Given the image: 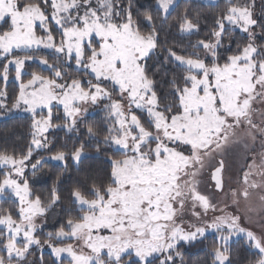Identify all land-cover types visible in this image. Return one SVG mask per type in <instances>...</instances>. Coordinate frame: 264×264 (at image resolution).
<instances>
[{
	"label": "snow or ice",
	"instance_id": "obj_1",
	"mask_svg": "<svg viewBox=\"0 0 264 264\" xmlns=\"http://www.w3.org/2000/svg\"><path fill=\"white\" fill-rule=\"evenodd\" d=\"M174 7L175 0H155V15H141L133 0H0V81L14 72L18 82L10 104L0 89V114L21 109L31 120L26 151L0 150V198H16L15 212L0 208V264H36L28 259L33 246L45 245L56 264H184L182 244L209 232L216 234L210 264H232L234 237L254 250L249 264H264V234L242 226L228 204L213 203L200 188L207 170L214 189L237 209L241 197L247 202L255 192L264 212V42H257L264 41V19L254 16L255 0H225L206 39L191 44V52L166 47L160 60V28ZM174 19L181 33H199V13L191 17L185 8ZM237 30L242 39L233 50ZM153 58L157 71L169 64L181 70L163 98L149 75ZM33 61L42 70L26 73ZM73 65L76 75L67 70ZM101 104L106 130L100 138L88 125L86 134L97 152L101 145L110 149V173L71 189L77 214L42 242L37 220L60 196L55 187L47 200L33 195L25 169L36 174L45 157L31 161L41 151L65 168L69 159L79 164L85 143L53 151L48 133L78 131L89 106ZM60 108L63 124L53 122ZM233 145L251 153V163L237 178L239 187L224 192L225 162L217 156ZM189 213L194 219H185Z\"/></svg>",
	"mask_w": 264,
	"mask_h": 264
},
{
	"label": "trees",
	"instance_id": "obj_2",
	"mask_svg": "<svg viewBox=\"0 0 264 264\" xmlns=\"http://www.w3.org/2000/svg\"><path fill=\"white\" fill-rule=\"evenodd\" d=\"M215 4L219 6L214 7L210 3H204L199 0H179L175 4L167 23L160 28L161 47L157 49L159 59L163 60V57L167 54L164 51L166 47L173 48L177 52L182 50L191 52V44L196 43L199 39H206L214 24L216 15L225 7V0H219ZM185 8L188 9V14L191 17H195L197 13L200 14L201 27L199 33L192 35L181 33L176 26L174 18L179 16ZM137 10H139L141 15L144 11H152L155 15V0H133V11L136 12ZM262 10H264V0H255L254 16L258 19H264L261 16ZM157 25L159 27V21H157ZM144 27L147 30V26L144 25ZM241 39L242 34L237 30L231 42L233 50L236 42ZM257 42L264 41L258 38ZM224 43L228 45L229 41L227 38H225ZM221 51H224V49H221ZM39 54L48 56L50 60L52 59L49 51L41 50ZM73 67L74 65L67 70L71 75H76ZM158 67L160 65L157 63L156 58L148 62L149 75L154 74L153 78L157 81L158 94L163 98L169 92L170 81L174 76L179 78L181 70L173 64L165 65L160 71H157ZM25 68L26 73H30L31 71H41L43 66L33 61L26 64ZM44 74L47 75L48 73L45 71ZM13 77L14 72H11L10 80L6 84L0 81V89H6L9 104L18 92V83ZM27 78L29 77L25 75L24 79ZM60 115L61 118L54 120V123L64 122L61 112ZM30 123V115L9 116L0 119V150L7 149L9 152L13 150L17 152L26 151L30 141ZM88 125L96 128L101 134L100 138H102L107 127L102 107L97 108L94 113L85 116L83 122L78 125V131L68 132L65 128H58L48 134L49 138L54 142L53 151L60 145L67 144L70 149L74 143L84 142L86 155L81 158L79 164L68 160L67 168H65L63 164L45 162L35 175L30 174V188L33 195H39L42 200H47L52 188L55 187L60 196V200L47 210V213L55 215L56 218L55 227L51 232H56L69 215L75 216L77 214L76 208L70 199L71 189L78 183H85V178H89L88 182L93 179L100 182L105 180L110 173V162L107 159L110 149L101 145L100 152L95 150L97 147L95 140L89 139L86 134ZM48 154H51V152H48ZM58 177L59 179H57ZM0 208H10L15 212V198L10 194L0 198ZM39 236L41 239H47L45 232L39 233ZM215 236L216 234H209L202 240L194 241L191 244H182L180 250L184 256V264H210L209 251L215 243ZM42 256L43 264H56V259L49 252L42 253ZM230 256L232 264H249L250 261L256 258L254 250L248 249L242 238L230 243ZM37 264H41V261H38Z\"/></svg>",
	"mask_w": 264,
	"mask_h": 264
},
{
	"label": "rangeland",
	"instance_id": "obj_3",
	"mask_svg": "<svg viewBox=\"0 0 264 264\" xmlns=\"http://www.w3.org/2000/svg\"><path fill=\"white\" fill-rule=\"evenodd\" d=\"M178 1L179 0H175V4ZM199 1H202L204 3H210V0H199ZM218 1L219 0H214L215 3H217ZM210 4H212V3H210ZM38 31H39V29H38ZM41 50H45V51L50 52V50H47V49H41ZM28 63H30V62H28ZM25 72H26V68H25ZM99 107H102V104L99 106H89L87 115L94 113L95 110ZM59 111L61 112V114L63 116L62 108H60L59 110L54 109V113H56V114L53 117V122H54V120H56V119L59 120L61 118ZM18 115H29V113H26V112L22 111L21 109H17V110H13L12 112L7 113V114H0V119L7 118L9 116H18ZM87 115H85V116H87ZM58 124H63V122L58 123ZM56 129H58V128H56ZM56 129H51L49 131V133L51 131L56 130ZM254 150L255 151L260 150V145L258 142L255 145ZM50 155L51 154H48V151H41L39 153H34L33 160L31 162H35V159L38 158V156H44L45 162H53V163H58V164L64 165L63 162L53 161L51 159H48V157ZM85 155H86V153H84V155L82 157H84ZM221 158L225 162V168L223 170V178H224V189H223V191L228 192L229 189H231V188H238L239 187V184L237 183V178L242 176L243 172L247 170V164L251 163V153H246L242 146L233 145V146L227 147L225 149L223 157L217 156V160H219ZM69 160H71V159H69ZM45 162H43V164ZM72 162L76 163L74 161H72ZM30 174H32V169L29 166L28 168L25 169V175L29 180V186H30ZM200 188L203 192H205L206 194H209L211 196L213 203L219 202V205L221 207H223L225 203L228 204L227 211H229L233 214H236V215H240V217H241L240 223L242 226L247 227L250 230H252L258 234H264V230H262V228L260 226L261 224H264V220H260L259 223L256 222L257 220H259L260 216H264V212L259 211L260 202H259L258 196L255 192L253 193V195L250 197L249 201H247V202L244 201V199L241 197L240 206H239V209H237L236 205L231 204L230 197L227 200H225L222 193L217 192L214 189V187L212 186V182L210 180L209 172L207 170L201 176ZM257 191H259V190H257ZM12 197L15 198L14 196H12ZM249 207H251L253 209V211H249ZM217 214H219V213H217ZM247 217H252L253 222L250 223L249 220L247 219ZM185 219L189 220V219H194V218H192L191 214L189 213L186 215ZM37 222H38V224H40V227L38 228L36 235L40 238L39 233H42V232H45L46 235L48 236V233H50L51 230L55 227L56 218H55V215L46 212L43 218H38ZM51 233H55V232H51ZM209 234H215V233L209 232L206 235H209ZM236 239H238V237H234L232 239V241H234ZM43 240H45V239H41L42 242H43ZM53 243H58V241L54 240ZM44 252H49L52 255L51 249H49L47 247V245H45L42 250L33 246L32 255L29 256L28 259L29 260H35L36 264H37V262L40 261V257L42 256V253H44Z\"/></svg>",
	"mask_w": 264,
	"mask_h": 264
}]
</instances>
